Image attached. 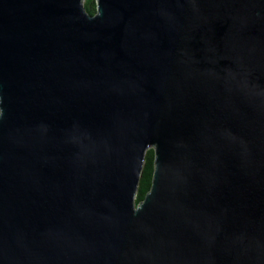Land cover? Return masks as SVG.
Returning a JSON list of instances; mask_svg holds the SVG:
<instances>
[{
  "label": "water",
  "instance_id": "water-1",
  "mask_svg": "<svg viewBox=\"0 0 264 264\" xmlns=\"http://www.w3.org/2000/svg\"><path fill=\"white\" fill-rule=\"evenodd\" d=\"M0 264H264V0H0Z\"/></svg>",
  "mask_w": 264,
  "mask_h": 264
},
{
  "label": "trees",
  "instance_id": "trees-1",
  "mask_svg": "<svg viewBox=\"0 0 264 264\" xmlns=\"http://www.w3.org/2000/svg\"><path fill=\"white\" fill-rule=\"evenodd\" d=\"M83 6L85 10L93 15L96 12V0H83ZM154 172V150L148 148L145 151L144 161L140 172V178L138 182V188L135 192V204L142 201L149 191Z\"/></svg>",
  "mask_w": 264,
  "mask_h": 264
},
{
  "label": "rangeland",
  "instance_id": "rangeland-1",
  "mask_svg": "<svg viewBox=\"0 0 264 264\" xmlns=\"http://www.w3.org/2000/svg\"><path fill=\"white\" fill-rule=\"evenodd\" d=\"M82 3H83V0H82Z\"/></svg>",
  "mask_w": 264,
  "mask_h": 264
}]
</instances>
